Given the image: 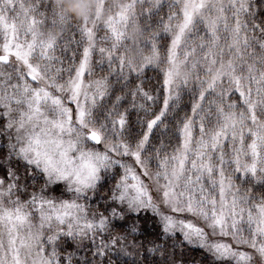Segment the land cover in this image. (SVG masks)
Wrapping results in <instances>:
<instances>
[{
    "label": "snow or ice",
    "instance_id": "obj_1",
    "mask_svg": "<svg viewBox=\"0 0 264 264\" xmlns=\"http://www.w3.org/2000/svg\"><path fill=\"white\" fill-rule=\"evenodd\" d=\"M163 7L123 0L100 23L97 0L72 23L0 0V264H189L197 246L264 264V0H171L157 21ZM46 23L64 30L45 39Z\"/></svg>",
    "mask_w": 264,
    "mask_h": 264
},
{
    "label": "trees",
    "instance_id": "obj_2",
    "mask_svg": "<svg viewBox=\"0 0 264 264\" xmlns=\"http://www.w3.org/2000/svg\"><path fill=\"white\" fill-rule=\"evenodd\" d=\"M45 2L53 6L55 8V11L59 13L60 16L64 17L65 22L69 21L70 19L72 23H75L79 18H88L89 16H92L94 14L95 5H96V0H45ZM109 2L105 0L104 2L105 9L109 7L108 6ZM163 4H164L163 10L155 18L157 21H159L161 16L164 17L165 20L167 19L168 3L164 2ZM49 17H51V11L49 12ZM98 22L101 23V21ZM62 30H64V25L59 23L55 26L51 25L50 23H46V24L38 25L34 29V31H36L38 34H41L45 39L59 37ZM104 35H105V31L103 29L98 31L96 36V41L98 45L101 43V37H103ZM128 35L130 37H135L137 35L135 25L129 24ZM77 38L79 39L78 36ZM168 42H169V38L162 33L161 44L165 46V48H162V52L166 51V45ZM73 47H75V45H73ZM82 48L83 45H81L79 51L77 52V63L80 54L82 53ZM129 55H134V53L130 52ZM96 59H98V55H94L92 57L93 62H95ZM59 66H60L59 64L56 65V67ZM147 76L150 79L145 80V88H151L153 90L160 88V84L157 81V73L150 70L147 73ZM85 79L86 80L88 79L87 75L85 76ZM153 94H155V91H153ZM162 102H163V97L161 95L159 101L161 106H162ZM182 103L186 104L188 106V109H190L192 103L190 93L184 96ZM126 163L134 164V161L131 158H126ZM257 191H259V189H257ZM53 194L59 196L60 190L57 189ZM66 197L69 198V196H65V198ZM93 203H95V201H93ZM148 217L149 219H147V221L142 225V227L146 228L148 233L154 234L159 231V221L158 219L151 218L152 217L151 213H148ZM142 238L143 237L138 236L137 240H140ZM147 238H151V237H147ZM174 239L178 245L176 251L177 253H179L181 250L179 245L180 242L183 240V236L179 230L175 232ZM205 256H208V253L204 249H201L197 246L186 253L185 259L189 262V264H200V262L204 259ZM133 259L134 257L132 255L125 256L123 253L119 255H112V260L114 261V264H132ZM210 261H211V257L208 256V260L205 261V264H210Z\"/></svg>",
    "mask_w": 264,
    "mask_h": 264
},
{
    "label": "rangeland",
    "instance_id": "obj_3",
    "mask_svg": "<svg viewBox=\"0 0 264 264\" xmlns=\"http://www.w3.org/2000/svg\"><path fill=\"white\" fill-rule=\"evenodd\" d=\"M106 1L109 2V0H106ZM104 2H105V0H104ZM122 2H123V0H110L109 5H108L109 7H107V9L104 10V15L103 16L98 17V21H101V23H102L107 18V16L110 13H114L115 11H117V5H119ZM164 2L169 4L171 2V0H163V3ZM96 4H97V0H96ZM93 15H95V11H94ZM2 41H3V37H2V35H0V43H2ZM70 107H72L74 109L75 105L71 104ZM101 148H102V146H101ZM66 196H68V195H66ZM66 198H68V197H66ZM217 198H218V194H217ZM164 211L167 212L168 210L164 209ZM178 218H184V219L192 220L193 223L196 224L197 226L204 227L203 220L199 219L198 217L191 216L189 214H183V215H179ZM206 231H207V229H206ZM211 239L220 240V241H223V242H230V238H227V237H219V236H217V237H211Z\"/></svg>",
    "mask_w": 264,
    "mask_h": 264
}]
</instances>
